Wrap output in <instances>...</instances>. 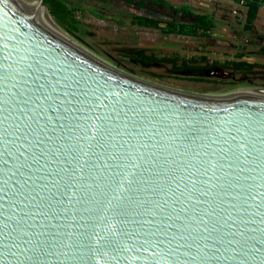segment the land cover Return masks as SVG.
I'll return each instance as SVG.
<instances>
[{"label": "water", "instance_id": "water-1", "mask_svg": "<svg viewBox=\"0 0 264 264\" xmlns=\"http://www.w3.org/2000/svg\"><path fill=\"white\" fill-rule=\"evenodd\" d=\"M42 8L0 0V264H264V88L150 86Z\"/></svg>", "mask_w": 264, "mask_h": 264}, {"label": "rangeland", "instance_id": "rangeland-1", "mask_svg": "<svg viewBox=\"0 0 264 264\" xmlns=\"http://www.w3.org/2000/svg\"><path fill=\"white\" fill-rule=\"evenodd\" d=\"M62 1L77 10L78 18L81 19L77 25L80 32H71L57 22L60 26L101 51L125 72L148 85L164 86L179 94L196 97L208 96L244 85L256 84L264 87V69L261 68L249 72H235L213 67L209 69L195 67L175 72L169 65L147 64L129 58L130 55L141 52L178 53L182 57L204 54L210 59L220 61L240 59L264 65V8L260 10L251 33L244 31L246 9L241 5L240 9L228 14L224 22L218 23L214 29L215 36L210 34L208 37H193L189 34V26L195 20L193 17L151 5L145 0H138L144 6L129 5L116 0L110 2ZM172 1L176 3L180 0ZM191 3L195 8V2L191 0ZM207 6L210 10V1ZM220 9L229 13L228 7L223 6ZM137 16L160 21L164 32L137 26L134 24ZM169 22L176 25L173 30L168 26ZM182 26L184 28H181ZM223 33L225 36H220ZM147 72L158 73L165 78L156 79ZM194 79H202V81Z\"/></svg>", "mask_w": 264, "mask_h": 264}, {"label": "trees", "instance_id": "trees-1", "mask_svg": "<svg viewBox=\"0 0 264 264\" xmlns=\"http://www.w3.org/2000/svg\"><path fill=\"white\" fill-rule=\"evenodd\" d=\"M28 1H34V0H28ZM95 1L110 2L113 0H95ZM116 1L123 2L129 5L137 4L138 6L139 5L144 6L142 2H137L138 0H116ZM145 1H147L151 5L168 8L176 12L177 14H186L188 16L194 17L196 19V22L189 26V34L192 35L193 37L209 36V33L213 26V21L209 17L191 12V10L187 6L174 7L165 0H145ZM232 1H235L238 4H242L244 7H246L247 13H246V23L244 25V30L247 33L252 32L254 29V24L258 18L260 9L262 6H264V0H232ZM44 3L48 7V12H49L48 14L56 22L66 27L71 32L74 33L80 32L77 25L81 22V19L78 18V13L76 9L71 8L66 2L62 0H44ZM51 17L49 18L52 19ZM53 21L51 22L55 24L56 22L54 21L55 22L54 23ZM134 24L140 27L157 29L164 32V30L161 29V22L154 18L137 16L135 17ZM168 26L173 30V28H175L176 25L173 22H169ZM181 28H184V26H182ZM61 30L67 31L65 29H61ZM129 58L133 61H141L147 64L169 65L171 66L172 70L175 72H181L183 70L192 69L195 67H199L202 69H209L210 67L211 68L213 67L218 69L231 70L235 72H240V71L249 72L257 68L264 69V65L259 63H250L240 59L220 61V60L210 59V57L204 54L192 55L190 57H182L178 53L147 54L145 52H141L137 55H130ZM147 74L156 79L165 78V76L160 75L158 73L147 72ZM194 80L202 81V79H194Z\"/></svg>", "mask_w": 264, "mask_h": 264}, {"label": "crops", "instance_id": "crops-1", "mask_svg": "<svg viewBox=\"0 0 264 264\" xmlns=\"http://www.w3.org/2000/svg\"><path fill=\"white\" fill-rule=\"evenodd\" d=\"M165 1L169 2L174 7L187 6L191 10V12L196 13V14L205 15V16L209 17L210 19H212L213 26H212V29L209 33V35L211 34V36L216 35V34H214V29L218 25V23L224 22V20L228 14H232V12L236 11L237 9H240V7L242 5V4H238L237 2L232 1V0H192V2L193 1L195 2V8H194V5L191 3V0H189V1L180 0L176 3H175V1H172V0H165ZM209 1H210V10L208 9L209 6H207V3ZM137 2H139V1H137ZM223 6L229 8V13L228 12L225 13L224 10L220 9ZM157 7H159V6H157ZM262 8H264V6H262L261 9ZM245 9H246V7H245ZM246 13H247V9H246ZM184 15H186V14H184ZM186 16H188V15H186ZM189 17H192V16H189ZM195 22H196V19L191 24H194ZM254 26H255V24H254ZM249 33H251V32H249ZM220 36H225V33L221 34Z\"/></svg>", "mask_w": 264, "mask_h": 264}, {"label": "bare ground", "instance_id": "bare-ground-1", "mask_svg": "<svg viewBox=\"0 0 264 264\" xmlns=\"http://www.w3.org/2000/svg\"><path fill=\"white\" fill-rule=\"evenodd\" d=\"M20 1H24V0H20ZM30 6H32V7H35L36 5H37V0L36 1H29L28 2V0H25ZM24 1V2H25ZM41 11L42 12H44L46 15H48L49 17H51L49 14H48V11L46 10V9H44V8H42L41 9ZM48 17V18H49ZM52 18V17H51ZM50 19V18H49ZM51 21H53L52 19H50ZM55 21V20H54ZM53 21V22H54ZM56 22V21H55ZM54 22V23H55ZM57 23V22H56ZM55 23V24H56ZM58 24V23H57ZM56 24V25H57ZM57 27H59V28H61V29H64L62 26H59V24L57 25ZM65 32H67V31H65ZM69 33V32H68ZM72 35V34H71ZM133 76V75H132ZM139 77V76H138ZM147 84V83H146ZM157 84V83H156ZM152 84H150V86H151ZM237 87V86H236ZM246 88H264V87H261V86H259V85H256V84H254V85H244V86H241V87H237V88H233V89H229V90H226V91H221V92H218V93H216V94H211V95H208V96H203L202 98H206V97H210V96H214V95H217V94H221V93H225V92H228V91H232V90H237V89H246Z\"/></svg>", "mask_w": 264, "mask_h": 264}, {"label": "snow or ice", "instance_id": "snow-or-ice-1", "mask_svg": "<svg viewBox=\"0 0 264 264\" xmlns=\"http://www.w3.org/2000/svg\"><path fill=\"white\" fill-rule=\"evenodd\" d=\"M0 111H2V109H0Z\"/></svg>", "mask_w": 264, "mask_h": 264}]
</instances>
